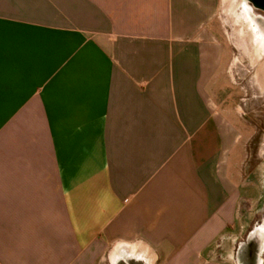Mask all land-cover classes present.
Wrapping results in <instances>:
<instances>
[{
  "label": "crops",
  "instance_id": "1",
  "mask_svg": "<svg viewBox=\"0 0 264 264\" xmlns=\"http://www.w3.org/2000/svg\"><path fill=\"white\" fill-rule=\"evenodd\" d=\"M222 4L0 0V264H264Z\"/></svg>",
  "mask_w": 264,
  "mask_h": 264
},
{
  "label": "rangeland",
  "instance_id": "2",
  "mask_svg": "<svg viewBox=\"0 0 264 264\" xmlns=\"http://www.w3.org/2000/svg\"><path fill=\"white\" fill-rule=\"evenodd\" d=\"M244 4L246 5L244 0H223L221 6V23L227 36L226 49L227 52L231 54V57H237V86L233 87L228 85V77H225V88L227 92L224 94V92L221 91V94H224V96H222L224 101H221V95L218 97V101L225 104L228 103L226 105L229 106H233L237 103L244 106L243 112L245 113V117L257 125L258 136L255 142L260 152L264 149V80L261 83L258 81L257 73L260 65L252 63L251 55L244 44L243 37L246 36L248 29L246 30L237 20L238 17H243L242 15H245L243 10ZM250 13L264 19L263 14L253 9H250ZM258 32L260 33V31ZM258 32L255 33L258 35ZM229 60L230 58H227V66ZM234 61L235 60H233L230 65L231 72H234L235 69ZM254 147L256 146L254 145ZM229 245L231 250L234 248L233 251L236 253L235 257L237 261V241L231 242Z\"/></svg>",
  "mask_w": 264,
  "mask_h": 264
},
{
  "label": "bare ground",
  "instance_id": "3",
  "mask_svg": "<svg viewBox=\"0 0 264 264\" xmlns=\"http://www.w3.org/2000/svg\"><path fill=\"white\" fill-rule=\"evenodd\" d=\"M243 10L245 15H242L243 17H238L237 19L241 21L242 26L246 30L248 29V32L243 39L247 42V45H249V54L252 55L255 61L260 65L257 79L259 78L258 81L261 83L264 80V25L259 21L258 17L250 13V9L244 8ZM255 32H258L259 34L257 35Z\"/></svg>",
  "mask_w": 264,
  "mask_h": 264
},
{
  "label": "flooded vegetation",
  "instance_id": "4",
  "mask_svg": "<svg viewBox=\"0 0 264 264\" xmlns=\"http://www.w3.org/2000/svg\"><path fill=\"white\" fill-rule=\"evenodd\" d=\"M245 1V3H246V5L244 4V8L245 9H253L254 11H257V12H259V13H261V14H263L264 15V9L261 7V6H259V4H257L256 2H255V0H244ZM238 20V19H237ZM238 22H239V24H241V21L240 20H238ZM242 25V24H241ZM244 44H245V46H246V48H247V50L249 51V45H247V42H245L244 41ZM249 44V43H248ZM251 58H252V63H254L255 65L256 64H258L259 65V63H257L256 61H255V59L253 58V56L251 55ZM258 74V73H257ZM258 80H259V78H258Z\"/></svg>",
  "mask_w": 264,
  "mask_h": 264
},
{
  "label": "water",
  "instance_id": "5",
  "mask_svg": "<svg viewBox=\"0 0 264 264\" xmlns=\"http://www.w3.org/2000/svg\"><path fill=\"white\" fill-rule=\"evenodd\" d=\"M255 2H256L257 4H259V6H261V7L264 9V0H255ZM258 19H259V21L262 22L263 25H264V19L261 18V17H258Z\"/></svg>",
  "mask_w": 264,
  "mask_h": 264
}]
</instances>
